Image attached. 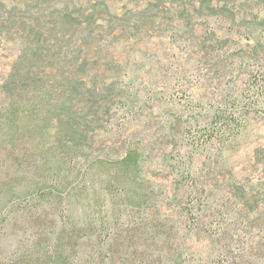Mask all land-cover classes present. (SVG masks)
<instances>
[{
	"label": "rangeland",
	"instance_id": "374dc122",
	"mask_svg": "<svg viewBox=\"0 0 264 264\" xmlns=\"http://www.w3.org/2000/svg\"><path fill=\"white\" fill-rule=\"evenodd\" d=\"M30 65L38 88L10 96L8 79ZM254 75L264 84V0H0L2 112L15 97L45 120L43 87L78 92L75 107L97 116L81 163L139 153L148 202L109 205L121 217L100 255L115 264H264V98L244 97ZM235 110L240 132L209 140L212 118ZM39 125L32 145L22 129L14 148L0 145V186L36 176L50 138ZM15 217L0 231V264H52L53 204ZM88 248L78 240L71 254Z\"/></svg>",
	"mask_w": 264,
	"mask_h": 264
},
{
	"label": "trees",
	"instance_id": "16d2710c",
	"mask_svg": "<svg viewBox=\"0 0 264 264\" xmlns=\"http://www.w3.org/2000/svg\"><path fill=\"white\" fill-rule=\"evenodd\" d=\"M56 17L59 23L66 22L63 15L57 14ZM36 55L37 52H34V58ZM30 68L31 65L26 74H15L8 79L6 87L10 96L21 95L23 92L28 94L39 85V81L30 76ZM259 79H262V76L258 79L253 76L252 84L244 96L247 98L251 92L253 95L257 94L260 97L257 96L256 104L261 97L264 98V84ZM43 88L47 90L49 109L45 120L37 116V106L30 104L29 100L18 101V98L12 97L6 103L4 112L0 109V129L5 131L0 132V145L7 141L9 147L14 148L15 137L21 129L25 133L21 142L32 145L29 132L31 126L39 125L38 121L41 126L45 124L44 127L39 126L50 137L45 157L42 156V162L33 168V173H36L34 178H27L21 173L10 180L2 181L0 231L16 218L15 215L34 213L46 205L53 204L61 226L52 230L55 239L50 249L52 264H115L110 253L107 255L108 261L101 259L100 255L102 250L112 251V234L119 226L117 222L121 217V210L116 209L113 211L116 218L111 220L108 214L109 205L115 209V204L140 207L142 203L148 202L138 180L139 153L136 149L128 147L119 158H94L84 166L81 156L93 140L94 128L89 127L93 120L97 119L96 113L88 118L85 116L87 112L83 113V108L75 107L82 99L78 92H75L76 96L69 92L65 97H55V89ZM236 111L224 117L212 118V130L208 132L209 140L221 136L230 138L240 132L244 124L239 120L240 114ZM261 111L264 119V106ZM78 117L81 120L78 121ZM45 153L42 152V155ZM97 163L104 168L103 174L95 171ZM96 177L103 179L102 188L97 185ZM78 240L87 242L89 248L85 257L76 261L71 253Z\"/></svg>",
	"mask_w": 264,
	"mask_h": 264
}]
</instances>
